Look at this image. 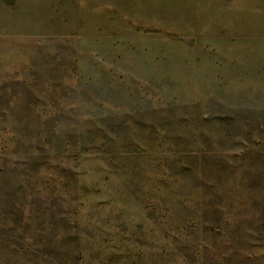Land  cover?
<instances>
[{"label": "rangeland", "instance_id": "374dc122", "mask_svg": "<svg viewBox=\"0 0 264 264\" xmlns=\"http://www.w3.org/2000/svg\"><path fill=\"white\" fill-rule=\"evenodd\" d=\"M0 264H264V0H0Z\"/></svg>", "mask_w": 264, "mask_h": 264}]
</instances>
